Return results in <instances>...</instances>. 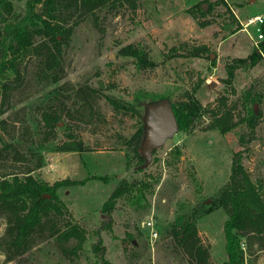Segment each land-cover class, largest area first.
I'll use <instances>...</instances> for the list:
<instances>
[{"label": "rangeland", "instance_id": "374dc122", "mask_svg": "<svg viewBox=\"0 0 264 264\" xmlns=\"http://www.w3.org/2000/svg\"><path fill=\"white\" fill-rule=\"evenodd\" d=\"M10 1L17 11L22 9L23 2ZM216 1L142 0L135 11L105 8L96 13L95 19L87 15L64 48L62 79L54 85L38 83L34 61H26L22 82L9 103L0 106L4 111L0 112V121H4L0 149L13 143L28 160L14 163L1 153L0 176L21 175L35 167L44 132L38 124L41 113L45 105H50L51 90L61 87L51 105V111L61 119L54 139L48 140V148L42 152L43 166L32 174L49 184L64 179L79 181L91 175L104 179L57 191L70 221L85 231L82 247L75 254H64L61 249L72 248L76 240L62 246L53 238H38L27 253L12 261H6L0 253V264H103L93 250L99 240L104 247L103 258L110 264H189L168 232L177 214L216 194L229 178L234 152L241 151V161L252 179H264V58L254 67L241 62L256 50L241 28L231 33L241 26L225 6L216 5L199 19L211 22L204 28L190 16L195 5H206L203 11H207ZM224 1L240 21L252 16L264 18V0ZM129 44L144 49L154 65L140 69L132 58L118 56L117 50ZM202 45L208 52L192 56L193 50ZM231 69L233 77L226 84ZM86 86L98 93L90 92L85 103L76 101L74 90ZM185 92L194 93L206 107V114L189 131L178 130L166 140L152 153L143 171H138L142 166L125 142L140 125L139 115L144 116L145 108L137 107L139 114H125L114 110L105 96L125 102L139 96L145 105L161 99L174 103ZM219 98L225 100L220 102ZM252 98L257 99L253 106L258 119L250 133L244 120ZM217 106L222 113L229 111L227 119L221 121L234 123L225 133L211 128L215 118L208 111ZM69 135L81 141L86 151L53 150L68 141ZM122 179L148 183L145 199L137 203L130 195L123 196L111 214L101 212ZM226 218L220 208L195 224L202 245L208 248L209 264H222L226 259ZM5 225L0 217V236ZM244 264H264V250L253 246Z\"/></svg>", "mask_w": 264, "mask_h": 264}, {"label": "trees", "instance_id": "16d2710c", "mask_svg": "<svg viewBox=\"0 0 264 264\" xmlns=\"http://www.w3.org/2000/svg\"><path fill=\"white\" fill-rule=\"evenodd\" d=\"M19 1L23 2V7L17 11L12 1L0 0L1 107L9 103L12 92L22 82V72L25 69V64H28L26 61H34V75L38 83L44 85L58 83L63 75L64 48L70 42L75 28L87 15H91L95 19L97 18L96 13L105 8L115 11L119 7H127L135 11L142 0ZM219 4L225 6L232 13L226 1L218 0L214 4L210 3L207 11H203L200 4H197L189 11V14L193 20L198 21L200 28H204L211 22L199 21V19L206 17L212 8ZM231 16L233 17V15ZM239 28L241 27H237L231 33H235ZM202 52H208V47L202 45L195 48L192 56H197ZM117 55L132 58L140 69L154 65L149 61L145 50L133 44L120 47L117 50ZM261 58H264V40L260 45V53L252 52L248 59L241 62L248 63L247 67H254ZM232 77L231 69L224 82L230 83ZM60 89L61 87H55L51 90L53 98L49 101L50 105H45L41 113L38 124H42L44 132L38 144L35 167L21 175L10 173L0 176V217L5 219L6 224L4 233L0 236V253L5 256L6 261L23 256L34 246L38 238L42 240L53 238L62 246L71 240H76L77 242L72 248L61 249L67 255L75 254L77 250L81 249L85 231L70 221V213L59 198L57 191L62 187L84 185L89 180L104 179L91 175L79 181L64 179L49 184L32 174L35 169L43 166L42 152L47 150L48 140L54 139L55 129L61 119L60 114L51 111V105L56 102ZM90 92L98 93L97 90L88 86L78 88L74 90V99L85 103L91 97ZM193 94L185 92L179 101L172 103L180 131H189L207 112L206 107H203ZM105 98L114 110L125 112V114H136L138 113L137 107H144V102L139 96H134L130 102L121 101L111 96H105ZM217 100L221 102L225 99ZM153 101L151 102L153 103ZM255 101H257L256 98L250 100L248 116L244 120L250 133L253 132L258 119L253 106ZM0 112L4 111L0 109ZM208 112L215 118L211 128L225 133L233 127L234 123L225 124L221 121L223 118L227 119L226 115L229 111L222 113L220 107L217 106ZM139 119L140 125L125 144L138 158V164L142 166L145 159L139 152V147L143 134V116L139 115ZM3 125L4 121H0V128H3ZM68 138V141L53 147V150L67 153L86 151L81 141L73 139L70 135ZM240 140L243 141V138ZM1 153L5 157H10L14 163H24L28 160L13 143L1 147ZM241 154V151L233 153L229 178L212 198L185 211L182 210L170 224L168 232L187 257L189 264H209L208 248L202 245L195 224L199 218L220 208L227 215L223 224L226 259L222 264H244L246 254L252 253L253 246L264 250V179L251 178L241 161ZM138 171H143V167H140ZM149 187L148 183H129L122 179L103 203L101 212L111 214L117 200L127 195H130L131 201L139 203L140 200L145 199V192ZM93 250L99 254L103 264H110L103 258L104 247L101 240L93 246Z\"/></svg>", "mask_w": 264, "mask_h": 264}, {"label": "water", "instance_id": "95a60500", "mask_svg": "<svg viewBox=\"0 0 264 264\" xmlns=\"http://www.w3.org/2000/svg\"><path fill=\"white\" fill-rule=\"evenodd\" d=\"M202 8L205 10L206 5ZM144 108L143 134L139 147V152L145 159L142 167H146L151 162L153 151L161 147L178 131L172 103L167 99L145 104Z\"/></svg>", "mask_w": 264, "mask_h": 264}, {"label": "built area", "instance_id": "2783aa9c", "mask_svg": "<svg viewBox=\"0 0 264 264\" xmlns=\"http://www.w3.org/2000/svg\"><path fill=\"white\" fill-rule=\"evenodd\" d=\"M231 11L241 26V30L248 34L253 47L260 53V45L264 40V18L262 16H252L248 17L244 21H240L237 15H235V12L232 9ZM248 29H250L251 32Z\"/></svg>", "mask_w": 264, "mask_h": 264}]
</instances>
